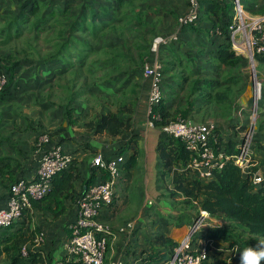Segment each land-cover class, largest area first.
<instances>
[{
  "label": "trees",
  "instance_id": "obj_1",
  "mask_svg": "<svg viewBox=\"0 0 264 264\" xmlns=\"http://www.w3.org/2000/svg\"><path fill=\"white\" fill-rule=\"evenodd\" d=\"M59 1L61 0L20 1L19 12L16 15L12 13L14 16L8 14L0 17L2 25L0 34H5L4 41L19 39L25 34L34 35L47 32L50 35L58 34V40L53 42L55 52L37 62L38 67H45V65L55 62L61 64L60 70L48 68L47 72L52 77L55 73L61 74L67 71L71 66V69H74L73 60L77 55L73 56V53L78 51L81 54L80 57L83 56L80 59L81 66L87 65V70L91 72L92 70L93 72L98 71L101 67L119 68L122 56L126 55L119 45L122 43L129 49L125 38L128 32L129 38L133 40L132 46L138 51L133 72L134 74L136 72L138 77L144 76L145 57L150 54V47L152 48L153 41L158 35L156 24L151 21L154 14V8L150 4L151 0H79V10L75 14L67 3L63 7L59 6ZM242 1L249 11L264 12V0ZM186 3L188 4V0ZM201 9L202 13L196 24L183 26L180 35L171 45L161 44L162 46H159L163 90L165 88L169 94L176 93L178 90L190 94L199 93L202 102L209 104L206 108L207 112L213 116L221 114L224 119H229L232 122V131L228 132L226 128L218 124L216 139L211 143L217 153L231 156L240 151L238 145L242 142L239 131L236 130L239 122L235 121L237 109L235 104L239 89L246 82L243 74L239 75L234 72L235 69L238 68L239 71L240 67L247 64V60L232 49L229 30L234 14L232 1L201 0ZM217 28L222 33L223 41L216 42L215 34L211 33V30ZM189 32L190 37L182 36V33ZM100 37L110 38L112 41L109 43L110 45L104 46L100 50L99 53L102 57L87 60L88 54L93 55L97 52L95 42ZM191 38L194 42L188 41ZM208 42L211 48L205 49L204 47H209ZM195 46L201 47L198 54L208 53L219 70H222L223 67L228 68L224 78L202 79L199 76L192 78V76L201 74L196 61H200L199 55L193 53ZM166 53H171L175 61H166L164 59ZM256 59L259 64H264V54L257 55ZM23 63L24 61L16 62L0 58V69H2L0 72H5L8 75L7 87L0 92V100H4L5 96L10 94L14 77ZM171 63L181 69L182 75L174 72L176 68L172 70L167 66ZM132 77H123L121 74L111 75L104 80L102 87L108 88L106 90L111 92V96H109L111 98L114 97V93L116 94L117 91L127 86ZM187 83H189V87L188 90H185ZM140 87L141 81L137 80L135 85L130 88V93L139 98ZM124 97L120 98V101ZM263 97L264 83L258 110L261 118L257 117L256 119L251 144L252 149L262 155V161L264 160ZM138 98L124 99L119 102L120 106L117 111L101 112L84 124L85 129L92 134L124 138L116 152V155H123L125 158L122 169H131L138 161L139 135L135 132ZM156 110L161 113L162 118L159 121L156 120L155 123L161 129L164 124L179 114L182 115L180 117L188 119L196 111L192 104L186 111L175 110L172 112L164 96ZM67 113L70 115L71 110L68 109ZM248 122L249 115H247L244 125L241 126L242 130L247 129ZM58 134L59 131L48 133L51 143L62 144L60 136L57 137ZM157 151L160 159L161 179L164 180L167 176L171 177L173 187L168 190V195L171 198L173 196L183 197L184 203L190 205L191 208L199 212L206 211L211 216L229 221L223 227L209 228L206 236L228 243L226 248L231 252L230 255L227 258L222 257L223 251H219L213 256L210 254L203 264H228V262L240 264L239 253L236 249L255 245L256 239L264 238V182L258 185L254 184L251 176L243 172L242 168L232 159H225L224 166L214 170L210 179L201 178L197 171L187 166L192 152L187 148L185 142L167 134L158 142ZM127 154H129L128 158ZM105 158L109 159L106 156ZM37 161L38 157L35 161L34 172L38 165ZM252 169L256 171L258 166H254ZM29 171L31 169L26 170L22 167L19 158H0V186L4 189V195L1 198L4 204L0 207L6 205L11 187L17 180L32 176L27 174ZM92 171V176L96 172H101L102 178L99 181H104L108 177L106 169L92 167ZM79 178H81V173L75 167L73 160L68 168L54 177L51 191L45 197L33 200L32 207L42 211L45 215L60 216L67 208L66 200L73 196L76 181ZM92 181L93 177L88 178L87 183ZM81 194L82 192L77 195V198ZM77 198H74V202L77 201ZM185 215L182 214L181 217ZM39 229L40 226L33 224L29 210H26L21 219H18L10 227L0 229V258L4 257L7 264H51L53 252L50 251L47 256L43 248H36L33 245V239ZM151 243L150 249L143 250L139 254L135 264H168L174 254V248L178 245L172 238L162 234L153 236ZM24 246H26L27 255L23 254Z\"/></svg>",
  "mask_w": 264,
  "mask_h": 264
},
{
  "label": "crops",
  "instance_id": "obj_2",
  "mask_svg": "<svg viewBox=\"0 0 264 264\" xmlns=\"http://www.w3.org/2000/svg\"><path fill=\"white\" fill-rule=\"evenodd\" d=\"M12 1L15 0H5L7 6H5L6 8L5 10L0 8V17L12 13L16 15L19 12V7H18L19 2L17 6H14L12 9L9 8L10 5L12 4ZM184 1L186 2V0ZM150 2H151L150 3L151 6L154 8L153 16L162 15L161 8H159L154 2L152 3V0ZM66 3L71 6L73 14H75L79 10V6H80L79 0H61L59 1L58 5L63 7ZM257 8L259 7L257 6ZM185 10H187V6H184L183 10L179 11L178 13L179 14L183 13L185 12ZM178 13H176L175 15H177ZM175 18L176 17L167 15L165 19H163V24H161V26L157 28L158 34L159 32H161V30L167 31L168 29H170L171 31L175 30L174 32H177L178 35H180L181 29L179 30L178 27L175 28L176 25ZM164 22H166V24ZM1 26L2 25L0 23V27ZM61 26L63 27V25ZM211 33L215 34L216 42H218V40L223 41L224 38L219 28L215 30H211ZM183 35L186 38L187 36L190 37V32L182 33V36ZM111 41L112 40L110 38L107 39L100 37L95 42L97 52L93 55L88 54L87 60H91L92 58L102 57L99 53L100 50L102 49V47L110 45L109 43ZM173 41L174 40H170L167 43H163L162 45L169 46L173 43ZM188 41L194 42L192 38L191 40ZM204 48L210 49L211 46L209 45V47L207 46ZM200 49L201 47L195 46V48L193 49V53L198 54V51ZM136 52L138 57V51ZM159 52H160V47L158 48V50H153V44H152V48L150 47V54L147 55V57H145L144 64L155 63L157 60L159 61V55H160ZM198 55L200 61L199 60L196 61H197V66L200 68L201 74L192 76V78H196L198 76L199 78L202 79L218 78L220 75L218 74L219 69L217 67V64L212 59H210L209 54L205 53L202 55L201 54ZM124 57H127L126 70L122 71L121 73L124 74L123 77L133 76L131 78L132 80H130V83H132V85H129L130 88L135 85L137 80L141 81V87L139 88V98L135 94L132 95L133 99L138 98V102H137L138 112L135 115V132L139 135L140 150L138 154L137 164L131 169H123L121 178L116 187L115 198L103 206L99 215V219L102 222H105L106 224L110 225L111 228L117 231L116 236L113 239H110L109 248L106 255V264H110L111 261L118 258H126V259L133 257L137 258L143 250L150 249V247L152 246L151 239L154 232L165 235L169 238H172L177 243H180L185 237H187L190 234L192 226L195 222V218L192 221H187V214L181 217L182 215L181 209H177L173 206L171 202V196L168 195V190L173 187L171 183V177L167 176L163 181L166 184L167 194L162 193L160 195L164 197V199L162 203L159 205H156V202L153 199L155 198V196L151 194V191L148 189V187L147 189H145V183L146 185H149V183L152 182L153 178L154 181L155 179H157V177L161 179L160 177L161 166L157 151V145L158 142L165 136V134L159 126H156V124L154 126H151L149 124L151 119L148 108V93L150 89L149 78H147L145 75L138 77V74L136 72L134 74L133 71L135 69V65L131 64L130 58L127 54ZM49 67L55 68L56 70H60L61 64L55 62L53 64H47L45 65V67L35 66L33 67L34 69L33 76L38 77L39 80L45 78L47 75L50 76V74L47 72ZM85 69H88L87 65L85 66ZM222 70L228 71V68L223 67ZM0 71H2V69H0ZM239 71L243 72V66L240 67ZM261 76H262L261 79L264 83V75L262 74ZM16 77L21 80L22 74L19 72L16 74ZM188 87H189V83L186 84L185 90H188ZM99 94H101V92ZM173 94H169L168 91L167 90L165 91L164 88V98L167 100V104L171 108L172 112H174L175 110L186 111V109H189V107H191V105L193 104L196 111L194 112V115L188 117V119L194 118L193 121L197 120L195 122L213 121V120H208L209 117L207 115L209 112L206 111V108L209 104H205L202 102L199 93L191 94L192 96H195V98H191V97L187 98L184 96L181 97L180 95H178L177 98H174ZM107 95L111 96V92L108 91ZM80 98L83 99V97ZM236 101L237 102L235 105L237 109H240L238 107H240L244 103L242 102H241L242 104L239 103L238 96ZM111 104L112 103L106 104L103 107L97 105V107H95L89 113V117L86 119L84 117L85 111L83 110L87 108V105L84 102H82L80 106L81 111L78 113L77 119L71 120V123L70 122L68 123L67 121L69 127L67 128V132L62 133L61 141L64 151L72 155L73 160L75 162V167L81 173V178H79L76 181L73 196H71V198L69 197L67 198L66 200L67 208L65 209L63 214H60V216L56 217L54 216V214L45 215L42 211L36 210L33 207L32 209H29V211H31V215L33 218V224L40 226V229L36 232V235L33 239V245L36 248H43L46 255L50 251L53 252L52 255L54 257L52 259L51 264H59V263H63L64 261L68 262L67 257H65L64 255L65 252L64 248L69 240V237L71 236V226L73 225L76 218L77 205H76V201L74 202V198L76 199L77 195L80 194L87 187V185L97 182L102 178L101 172H96L94 176H92L93 158L100 153H102L104 156L109 158L115 156L118 147L123 142L124 138H120V137L111 138L104 134L95 135L92 134V132L87 131L84 127L85 122L89 121L90 116L96 114L97 111H102V112L117 111L120 104L118 103L113 106ZM243 107H245V109L242 112H240L239 110L235 111V116H236L235 121L239 122V125H244L245 117L247 115L246 106ZM263 109H264V97H263ZM180 116L182 115L179 114L177 117L179 118ZM210 116L213 117V115ZM231 123L232 122H229L228 125ZM73 125H80V127H82L81 129L83 130V132H74L72 128ZM226 126L227 125H223L224 128H226ZM228 129H229L228 132L232 131L231 127H229ZM36 130L37 131L34 132L35 134L33 138V143L37 141L39 134L41 133L39 129ZM243 137L244 136H241V138ZM148 140L152 141L154 146V152L152 155L149 152L148 155L146 156L145 149H146V145H148ZM14 154L15 153L13 151H8V149L6 148L3 149L0 148V158L3 157L16 158V159L19 158V160H21V164L22 167H24V169L26 170L31 169V171L27 172V174L33 175L35 161L37 158V150L35 151L34 149L33 156H31L32 154L31 153L30 154L31 157L29 160H26L27 156H22L20 152L15 155ZM129 154L126 155L127 158L129 157ZM252 157H253V161L256 162V166H258L257 171L260 174L264 175V160L263 161L261 160L262 155H260L257 151L252 149ZM32 160H34V162H32ZM32 163L33 166L31 167ZM136 175L138 176V178L134 180V177ZM92 177H93V181L91 183H87L88 178H92ZM154 185L157 187V190L160 192L159 183L155 181ZM3 193H4V189L0 186V206L4 204V201H1V198L4 195ZM140 195L142 197L140 198L139 203L137 204L138 201L134 203L133 198L138 199ZM145 197L148 200L147 202L148 205H151L148 208V211H146L144 207ZM35 215L39 216L38 223L35 222V217H36ZM43 216L45 217V220L47 222L42 220ZM131 220L136 221V226L133 230H130L129 232L118 231L121 226H124L127 222ZM206 220L207 222L205 223V226L202 228L200 227L201 229L198 230V232H196L195 237L197 242H204L208 239L206 233L209 230V228L223 227L229 222L224 218H218L215 216H211L210 214ZM209 220L212 221L210 222ZM211 240H212V246L210 249V254L212 256L218 253L219 251H223L222 257L227 258L230 255L231 252L226 248L228 243H225L220 239L219 240L211 239ZM47 246H49L48 249ZM0 264H7L6 259L4 257L0 258Z\"/></svg>",
  "mask_w": 264,
  "mask_h": 264
},
{
  "label": "built area",
  "instance_id": "obj_3",
  "mask_svg": "<svg viewBox=\"0 0 264 264\" xmlns=\"http://www.w3.org/2000/svg\"><path fill=\"white\" fill-rule=\"evenodd\" d=\"M224 2L226 0H218ZM233 3V18L229 26L232 49L238 55L247 56L255 60L257 55L264 54V12L253 13L249 11L242 0H231ZM202 13L201 0H188L185 14L179 18L180 27L196 24ZM178 33L170 36H157L153 41V50L170 40H176ZM144 75L150 80L148 93V108L151 116L149 124L154 126L155 121L161 120V113L156 110L164 96L163 73L159 61L147 63L144 66ZM8 83V75L0 72V92ZM263 81L255 77L252 90L254 108L259 104L262 96ZM245 107H240L242 112ZM256 111L249 130L238 145L240 151L231 156L217 153L212 140L216 139L218 124L215 121L195 122L191 119L179 117L162 126V131L174 138L185 142L191 150L188 167L200 174L201 178L210 179L216 169L224 166V160L232 159L246 174L251 176L254 184L264 182V175L252 168L256 162L252 157V138L257 119ZM49 135L42 138L38 149V165L31 177L20 178L11 187L6 205L0 207V229L10 227L20 219L26 210L32 209L33 200L45 197L52 189L54 177L68 168L73 161L70 153L64 151L63 145L58 142L51 143ZM123 155H115L106 159L100 153L92 160L93 167L106 169L108 177L104 181H97L87 185L77 199L76 218L71 226V236L64 248V255L68 262L59 264H106V255L110 239L117 231L99 219L100 212L106 203L115 198L116 187L122 175L124 163ZM201 219H195L190 234L174 248V254L168 264H203L210 255L212 240L196 241V232L204 227L209 213L202 211ZM136 226V221H129L118 231L129 232ZM23 254L27 255L26 246ZM137 258H118L110 264H135Z\"/></svg>",
  "mask_w": 264,
  "mask_h": 264
},
{
  "label": "rangeland",
  "instance_id": "obj_4",
  "mask_svg": "<svg viewBox=\"0 0 264 264\" xmlns=\"http://www.w3.org/2000/svg\"><path fill=\"white\" fill-rule=\"evenodd\" d=\"M20 1L22 0L12 1V4L9 8L12 9L14 6H17L18 2ZM153 2L162 9V15L151 17V21L156 24L157 28H159L161 24H163V19H165V17L168 15L176 17L175 28L178 27V29L180 30L181 27L179 24V18L185 14L186 10L185 12L180 14L178 12L183 10L184 6H187V3L184 0H152V3ZM5 6H7L5 0H0V8L5 10ZM176 13L178 14L175 15ZM164 23L166 24V22ZM168 30H161V32H159L157 36H170L175 33V30ZM58 36V34L50 35L48 32L42 34L36 33L34 35L25 34L19 39L4 41L5 34H0V58H2V60L7 59L8 61H24L22 66L17 71V73L20 72L22 74L21 80L16 78L15 76L14 82L10 89V94L6 95L4 100H0V148H6L8 149V151H13L15 154L20 152L22 156H27L26 160H29L30 157L33 156L34 149L35 151H38V148L41 147L42 138L45 135H48L49 132L59 131L57 137L60 136V138L62 133L67 132V128L69 127L68 123H71V120L77 119V115L81 111L80 106L82 102L87 105V108L83 110L85 111L84 117L87 119L89 117V113L95 107H97V105L103 107L106 104L112 103L111 105L113 106L124 99H132V94L130 93L129 86L132 85V83L127 84V86L122 88L120 91H117L116 94L114 93V97L111 98L107 95V87H102L105 82L104 80L108 79L109 76H118L119 74H121L122 76L124 75L121 73L122 71L126 70L127 57L124 56H122L121 58L119 68H112L108 66L101 67L98 71L93 72L92 70V72H89L87 69H85V67L81 66L80 59L83 56L80 57L81 54L78 51L76 53H73V56L77 55L76 59L73 60L75 67L74 69H71V66L67 71L62 72L61 74L55 73L51 78L48 75L40 80L38 79V77H34L33 67L37 66V62L41 58H45L49 56L50 53L55 52L53 42L58 40L56 39V37ZM125 38L127 39V46L129 47V49L122 43L119 45V48L123 49V51L129 56L131 64L135 65L137 55L136 49L132 46L133 40L129 38L128 32L126 33ZM242 58H245V60H247V64L245 63V65H243V72H239L237 68L235 69V73L239 75L243 74L246 78V82L243 83L241 86L242 88L239 89L238 101L239 103L242 102L245 104L241 105L240 107L246 106V110L248 113L247 115L254 116L253 110H255L257 112V117L261 118L258 114L259 104L254 108V104L252 101V86L255 77L257 78V80H260L262 77L261 75H264V65L259 64V61L256 59V57L255 60H251L247 56H244ZM164 59L169 62L175 61L171 53H166V57ZM167 66L171 67L172 70L176 68L173 63ZM174 72L178 75H182L181 69L179 68H176ZM218 73H221L218 77L219 79H221L226 76L227 71L219 70ZM100 92L101 94H99ZM178 95H180L181 97L184 96L187 98H195V96H192L190 93L182 92L179 90L173 94L174 98H177ZM123 96H125L124 99L120 101V98H122ZM80 97H83V99H81ZM68 109L71 110L70 115L67 114ZM236 110L238 111L239 109ZM101 112L102 111H97L96 114L90 116V119H92L95 115L100 114ZM210 115L211 113L209 112L207 115L209 117L208 120H213L221 126L227 125V130H229V127H232L230 126L231 124L228 125V123L230 122L228 121L229 119L225 120L224 118H222L223 115L218 114L217 116L213 117H211ZM247 115L245 117V120L247 119ZM262 118L264 119V117ZM175 119H177V117L171 120ZM191 119L194 120V118ZM251 122H253V120L250 117L247 129L242 130V125L237 126L236 130L239 131L240 137L244 136L247 133ZM72 128L74 132H83L80 125H73ZM36 129H39L42 134L40 133L37 141L33 143L35 134L34 132L37 131ZM61 129L62 131H60ZM149 152L151 153V155L154 152V146L151 140H148V145H146V156ZM137 178L138 176L136 175L134 177V180H136ZM155 181L160 185V192L154 185ZM155 181L153 178L152 182L149 183V185H146L145 183V189H147L148 187V189L151 191V194L155 196V198L153 199L155 200L156 205H159L164 199V197L160 195L162 193L167 194V189L166 184L163 182V179L161 180L157 177ZM141 197L142 196L140 195L138 199L133 198L134 203L138 201V204ZM147 202L148 200L145 197L144 207L146 211H148V208L151 206L148 205ZM171 202L175 208L181 209L182 214H187V221H192L194 220V218L201 219V215H205L201 213L203 210L199 212L191 208L190 205L185 204L183 197L173 196L171 198ZM188 212L190 215L188 214ZM35 216V222L38 223L39 216ZM42 220L46 221L44 216ZM209 221L211 222L212 220ZM200 229L201 228H199V230ZM156 235H159V233L154 232L153 236Z\"/></svg>",
  "mask_w": 264,
  "mask_h": 264
},
{
  "label": "clouds",
  "instance_id": "obj_5",
  "mask_svg": "<svg viewBox=\"0 0 264 264\" xmlns=\"http://www.w3.org/2000/svg\"><path fill=\"white\" fill-rule=\"evenodd\" d=\"M256 241L255 245L236 249L239 253L240 264H264V238L256 239Z\"/></svg>",
  "mask_w": 264,
  "mask_h": 264
}]
</instances>
